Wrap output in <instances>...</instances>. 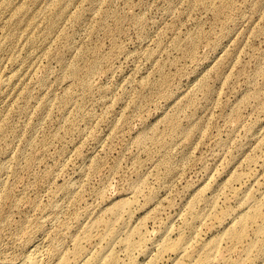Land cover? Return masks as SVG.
<instances>
[{
    "label": "rangeland",
    "instance_id": "374dc122",
    "mask_svg": "<svg viewBox=\"0 0 264 264\" xmlns=\"http://www.w3.org/2000/svg\"><path fill=\"white\" fill-rule=\"evenodd\" d=\"M263 191L264 0H0V264L98 252L128 199L117 264H187L160 243L208 242Z\"/></svg>",
    "mask_w": 264,
    "mask_h": 264
},
{
    "label": "bare ground",
    "instance_id": "6f19581e",
    "mask_svg": "<svg viewBox=\"0 0 264 264\" xmlns=\"http://www.w3.org/2000/svg\"><path fill=\"white\" fill-rule=\"evenodd\" d=\"M70 72H72L73 74L77 73V71L74 70V69L72 71H70ZM77 77L78 76H76V78ZM241 178H240V180H242ZM133 190H134V188H133ZM257 190L259 191V189H257ZM134 191H133V193L135 194L136 192H134ZM139 192H140V190H139ZM255 195H256V193H255ZM257 197L259 198V196H257ZM149 199H150V196H149ZM262 199H264V198L262 197ZM147 200H148V198H147ZM237 201H238V198H237ZM135 203H137V202H135ZM135 205H137V204H134L133 201H129V199L127 201L123 200V201H120V202L114 204L113 206H111L109 211H107L108 213L110 212V216L113 215V219L111 218L109 221L102 220L101 223H100L101 228L100 227L99 228H100V230L102 229V233L99 234L101 243H100V249H99L98 252L94 253L96 251L95 250L93 252V254L92 253H91V255L89 254L90 256L84 257L83 253L86 254V252H83V249L81 248L80 244L76 243L74 245L73 252L71 253V258H62L56 264H71L72 263L71 262L72 259H78V258H82V257L84 259H82L83 262L81 260V264H95L97 260H100L99 262L103 261L105 264H117V259L118 258L116 259V257H115L116 253L113 252L115 250L112 247V245H113V243H116V241L118 242V240H120L119 237L122 236L121 234L125 231V228H124L125 227V223L130 218L131 213L133 212L132 210L135 207ZM243 206H246V207L244 209H242L243 207L241 208V211L236 214L237 218L235 217V220L234 221L232 220L233 222L231 223V225L230 226H226L225 225L226 228L223 227L224 230L223 231L221 230L222 232L220 233V235H218V236L215 235V237H212V239L209 240L208 242H204L201 245L195 246V247L192 248L191 245H189V242H190L189 241V236H187V235H179L178 238H177V242H175V243H173L171 245L166 244L165 240L162 243H160L161 244V246H160L161 247V249H160L161 251L160 252L166 253V252L172 251L175 254L174 256L177 259L179 258L181 260H184L186 257H188L189 261L187 262V264H216V263L217 264L218 263H220V264H229L228 261L230 259L228 260V258H227L228 256L226 257L225 255H222L223 254L222 251L219 252L220 251L219 250V244H220L221 241L225 240V241H228V243H229V246L227 247V250L229 251V253H230V251H234V249H236V248H240V250H241V253H240L241 255H239L238 259L233 261L232 264H254L256 261H258V259L260 260V258H264V213H263L264 201L263 202L259 201V199L255 200L253 198L252 194H250V195L246 196V198L244 199ZM188 208H189L188 209L189 210V214L192 217L191 221H192V219H194L195 221H196V219H199V220L201 219L202 220V219H205V217L207 216V214H202V215L199 214L196 211L197 208L195 207V204L190 205ZM236 210H237V208H236ZM246 210H249V211H246ZM233 211H235V210H233ZM228 212L229 211L227 209L223 213H221V215L222 216H226V214H228ZM211 214L212 213H209V215H211ZM233 214H235V212ZM212 217L209 216V219H211L209 223H210L211 226H214V224L216 223V220H219L218 219L219 217L217 215L216 216L214 215ZM229 217L230 216L228 214V219H229ZM231 218H232V216H231ZM117 222H119V224L116 226L115 223H117ZM191 223H193V221L190 222V224ZM128 224H129V222H128ZM190 224H188V225L190 226ZM206 224H207V221H206ZM188 225H186V226H188ZM252 225H256V227L252 230V233H253L252 237L253 238L251 240H249V241H246L247 235L249 233V229L251 228ZM98 226H99V224H98ZM98 226H97V228H98ZM207 227L208 226H206V228ZM208 228H210V227H208ZM90 230H88L89 233H90ZM86 232H87V230H86ZM124 233H125L124 237L122 236L124 239L121 240L122 244L120 243L121 245H119V246L123 245V250H124V247L127 250L128 249L131 250V248H133L134 245H137V244H135V241L132 240L133 238H131L132 234H133L132 230L131 231H125ZM137 234H139V233H137ZM90 236L91 235H88L89 238H90ZM140 236L138 235L139 239H140ZM166 237H168V236H166ZM92 238H91V240H92ZM163 239H164V237H163ZM248 239H249V237H248ZM96 240H99V239L96 238ZM88 241H89V239H88ZM98 243L96 245H94V246H93V244H91V245L93 246V248L95 246L98 247L99 246ZM140 243H139V245H140ZM114 246H117V245H114ZM117 248H118V246H117ZM94 249H96V248H94ZM222 249L223 248H221V250ZM118 250H119V248H118ZM128 253L129 252H127L126 254H128ZM191 256L194 257V261H192V257ZM181 262H183V261H181ZM16 264H40V261L37 258V255H36L35 252H28ZM149 264H152V263H149Z\"/></svg>",
    "mask_w": 264,
    "mask_h": 264
}]
</instances>
